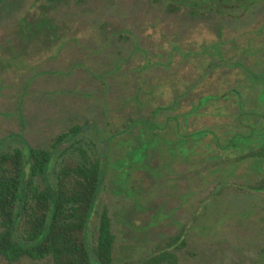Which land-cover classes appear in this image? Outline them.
<instances>
[{"label": "rangeland", "instance_id": "1", "mask_svg": "<svg viewBox=\"0 0 264 264\" xmlns=\"http://www.w3.org/2000/svg\"><path fill=\"white\" fill-rule=\"evenodd\" d=\"M169 1L19 0L2 14L0 152L23 149L26 171L29 148L50 151L38 187L81 155L103 164L86 236L93 246L105 210L113 264H154L162 253L159 264H264V0H199L210 9L201 16ZM152 57L164 66L147 68ZM171 79L186 93L153 130L167 168L126 190L122 160L149 138L150 109L169 98L148 96V86L170 95Z\"/></svg>", "mask_w": 264, "mask_h": 264}, {"label": "trees", "instance_id": "2", "mask_svg": "<svg viewBox=\"0 0 264 264\" xmlns=\"http://www.w3.org/2000/svg\"><path fill=\"white\" fill-rule=\"evenodd\" d=\"M51 1L54 0H47ZM19 4V0H0V16L18 9ZM169 4L183 6L191 16L210 10L199 0H174ZM238 134L233 142L243 137ZM61 140L58 137L56 143ZM28 151L31 163L26 171L23 149L14 147L0 152V257L7 262L29 258L50 259L51 264H113L114 235L105 210L99 215L93 246L86 236L102 183L98 164L81 155V159L59 164L54 183L38 187L34 177H41L46 171L51 153L41 148ZM168 256L159 254L153 263L164 262Z\"/></svg>", "mask_w": 264, "mask_h": 264}, {"label": "flooded vegetation", "instance_id": "3", "mask_svg": "<svg viewBox=\"0 0 264 264\" xmlns=\"http://www.w3.org/2000/svg\"><path fill=\"white\" fill-rule=\"evenodd\" d=\"M189 12V11H188ZM147 63H146V67L149 69H153L154 67H159V64L164 66V63L166 65V68L169 67L168 65L171 64V57L169 56L167 58V60L162 61L161 63H159V61H157L155 59V57L152 58H147ZM219 60L223 61V58H219ZM226 61V60H225ZM227 62V61H226ZM210 67V64H207V69ZM164 75L161 73L159 76H157V82H159V84L161 85L162 81L164 80ZM158 78L160 79L158 81ZM173 80V79H171ZM168 81V80H167ZM174 81V90L173 93L168 95L167 94V87L161 86L159 88V86H154V84L149 85V91L147 92V94H149L148 96H153L154 94H160V96H167L169 97L167 101H165V103L163 104H156L155 107L150 109V116L146 119V122H148V126L150 127V134H149V138H144L141 136V139H139L136 144L134 145H130L129 149L127 151V155L125 160L123 161V178H122V182L121 185L123 186V188L125 186H127V188L125 187L126 190H133L135 192L138 193V191H136L138 188H141L142 186H144L145 184H148L150 182V179H155L156 180V176H160L162 175L163 170L167 168V162H163L160 159L162 157H159L156 149L153 147L154 144L157 146V143L154 142V140L158 137V135L156 133L153 132V130L156 127H159L158 123H156V116L158 113H165V112H171L174 111V109L177 106V103L179 102V100L181 98L184 97V93H186L185 88H184V84L181 83L182 86V90L180 91L177 88V84L180 83V81L177 80H173ZM227 93H224L223 96H225ZM206 97V98H205ZM204 100H211L212 96H205ZM213 97H216V95H213ZM244 112L245 110L242 109ZM174 118V117H173ZM172 118V119H173ZM176 122L177 119L175 118ZM165 124V122L163 123V125ZM161 125V128L163 129L164 126ZM227 126H229V124H227ZM176 128V135L177 138L179 139V142H177V144L179 143H183L185 140V136L183 133H180L177 126H175ZM207 132H209L214 138H216L215 133L212 129H209ZM205 134V130H198V131H194L189 133L190 137H196L199 135ZM145 135V134H144ZM236 135V134H235ZM230 136L229 138L226 139L225 143L223 145H221V149L227 151L228 149L231 148L232 146V142H233V137L235 136ZM245 138V137H244ZM138 139V138H137ZM177 139V140H178ZM247 139V138H246ZM237 140V139H236ZM235 140V141H236ZM172 147H170L172 149V151H174L176 144L174 142H172L171 144ZM103 165V164H102ZM101 165V175L103 176L104 171H102L103 166ZM148 173V174H147ZM101 176V177H102Z\"/></svg>", "mask_w": 264, "mask_h": 264}]
</instances>
